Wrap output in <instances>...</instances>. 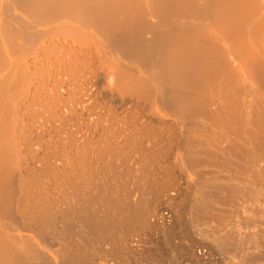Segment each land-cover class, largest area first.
<instances>
[{
    "label": "bare ground",
    "instance_id": "6f19581e",
    "mask_svg": "<svg viewBox=\"0 0 264 264\" xmlns=\"http://www.w3.org/2000/svg\"><path fill=\"white\" fill-rule=\"evenodd\" d=\"M203 167L242 175L196 174L182 206L217 216L203 231L226 257L264 264L261 211L217 208L247 194L264 215V0H0V264L120 260Z\"/></svg>",
    "mask_w": 264,
    "mask_h": 264
},
{
    "label": "rangeland",
    "instance_id": "374dc122",
    "mask_svg": "<svg viewBox=\"0 0 264 264\" xmlns=\"http://www.w3.org/2000/svg\"><path fill=\"white\" fill-rule=\"evenodd\" d=\"M205 168H207V167H205ZM209 168H211V167H208V169H204V167H203V169L201 170H198V172L196 171V173H194V172H191V171H188V172H186L185 173V175L187 176V177H184V179H182L181 181H180V183H182V181H185V182H183V185L181 184L180 186H181V188H182V186H183V188H182V190H180L179 191V189H181L180 187L178 188V191H177V193L175 194L176 195V200H178L179 201V199L180 200H182L183 199V201H180V202H176V200H175V202L177 203L176 205H178L179 203H181V202H183L182 204H179L178 205V207L180 208V206L184 209V211L182 210V212H179V210H174V209H179V208H177V206L176 205H174L175 203H174V200H172V201H169L167 204L170 206V208H173V209H171V211H172V216L170 217V218H166V220H165V222H161V221H158L157 222V224L156 225H151L152 226V228H151V226H150V224H149V226H148V224H147V226H148V229H147V227L146 228H143V232L140 230V231H137L136 233H134V234H132V236H131V239L133 238V236L136 234L137 236H139V238L137 237V236H134V241H137L136 243H138V244H136L133 240H131L132 242H131V244H136L135 246H133V248H131L132 246H128V245H126V246H124L123 247V249H122V256L123 257H121V259L120 260H122V261H124L125 262V264L127 263V264H132L133 262H136V263H133V264H148V262L150 263V264H163V263H159L160 261L159 260H157V258H153L155 255H159V257L161 256L162 258H161V260H163V262H166V264H170V263H175V264H240L239 263V261L236 259H234V261L232 260V259H229V257H226L225 256V253L223 252V251H221V250H219V249H217V247L213 244V242L211 241V239H209L208 237H206V235L204 234V233H206L207 234V231H203V230H205L206 229V227L207 226H212V227H214V224H216L217 226L219 225L218 224V220H217V216H215V215H213L212 214V212L210 213V212H207L208 213V216H207V218L208 219H206V216L204 215H202L201 216V218H199L198 220L199 221H196L193 217H192V215L190 214V212H187L188 210H189V206H190V204H191V200L193 199V197H191V196H193V195H191L190 193L191 192H193L194 190L193 189H191L192 187H191V185H189L190 183H194L195 182V180L196 179H198L199 177H197V175H199L200 176V174L202 175V176H207V174H210V175H212V177L214 176V174H216V175H218V176H223V177H225V176H228V174H229V176L231 175V176H235V177H240L241 175H239L238 173H237V175H236V173H228L227 175H225L226 173H223L222 175L221 174H218L217 173V170L214 168V167H212V169H210V171H208L209 170ZM213 168L215 169V170H213ZM203 170H207V171H203ZM212 170H213V172H212ZM201 171H203L202 173H204V174H202L201 173ZM214 171H216L215 173H214ZM200 172V173H199ZM210 172H212V174L210 173ZM193 173V174H192ZM214 173V174H213ZM221 173V172H220ZM190 176H189V175ZM197 174V175H196ZM184 175V176H185ZM209 175V176H210ZM215 175V176H216ZM190 177V178H189ZM186 178H187V180L188 179H190V181L188 180H186ZM191 180H193V182H191ZM197 181V180H196ZM188 182V183H187ZM187 184V185H186ZM117 186V184L115 183V185L113 186V188L112 189H110L109 190V188L107 189H105L104 191H102V193H101V199L99 200V201H97L98 202V205H97V203H96V206H99L100 204H101V206L102 207H100V209H102L103 211H107V210H111V208H110V206H111V204H110V202H109V199H108V197H112V196H114V194H115V196H118V194L119 195H124V193L125 192H122L120 189L118 190V188L116 187ZM186 186V187H185ZM187 186H190V187H187ZM187 188V189H186ZM117 189V190H116ZM107 190V191H106ZM106 191V192H105ZM117 191H119V193H116ZM182 191H183V193H182ZM103 192H104V194H103ZM107 192L111 195H109V196H106L107 195ZM112 192V193H111ZM174 192H176V191H174ZM122 193V194H121ZM171 193H172V191H171ZM179 194V195H178ZM188 194V195H187ZM192 194H194V192L192 193ZM106 196V197H105ZM182 196H184V198H182ZM187 196V197H186ZM102 197L104 198L103 199V202H101L102 201ZM119 197H121V196H118L117 198H119ZM237 199H238V197H239V199L240 200H242V202L240 201V200H231L229 203H228V205H226V206H220V208L219 207H217L218 209H220L221 211H228L229 213H231V216H232V219L234 220V222L236 221H238L237 223L239 224H241V223H244V217H246L247 218V216H248V218H250V212L251 211H253L254 209V207H255V209L256 210H254L255 212H260L261 211V214L263 215V209H262V203H260L261 201H259V200H257V201H255L254 199H251V197H248L247 196V194L245 195H236L235 196ZM234 197V198H235ZM112 198H114V197H112ZM192 198V199H191ZM235 198V199H236ZM253 198V197H252ZM184 199L186 200H188V201H185V202H187L188 204H189V200H190V204L188 205V204H186L185 205V202H184ZM253 200L255 201L254 203H253ZM104 201L106 202H108V203H104ZM119 201H122V198L121 199H119ZM237 201H239V202H237ZM243 201L245 202V203H243ZM99 202H100V204H99ZM123 202V201H122ZM121 202V203H122ZM231 202H233L232 204H231ZM172 203H174V204H172ZM237 203V204H236ZM241 203V204H240ZM258 203H260V205L258 204ZM185 205L186 207H187V211L185 210V206H182V205ZM236 204V205H235ZM239 204V205H238ZM244 204H246V206H243ZM257 204V205H256ZM107 207H106V206ZM233 205V206H232ZM238 205V206H237ZM240 205H242L243 206V208L244 209H242V211L240 212V209L241 208H239V211L238 210H236L235 208L236 207H241ZM254 205H256V206H254ZM258 205L260 206L259 208H258ZM172 206V207H171ZM176 206V207H175ZM247 206H249L250 208V210L249 211H244L243 212V210H247ZM164 207V206H163ZM181 208V209H182ZM225 208H226V210H225ZM99 209V213H102V212H100V211H102V210H100ZM181 209H180V211H181ZM238 209V208H237ZM262 209V210H261ZM178 211V212H175L174 213V211ZM236 210V211H235ZM165 211L167 212V210H164V212L163 213H165ZM215 211H217V210H214L213 211V213L215 214ZM232 211V212H231ZM253 211V212H254ZM186 212H187V214L189 215H187L186 214ZM240 212V213H239ZM257 212V213H258ZM217 213H218V211H217ZM236 213H238V214H236ZM246 215V214H248V215H244V214ZM177 214H178V216L179 217H181V221H182V223L181 222H179V220H180V218L179 217H177ZM181 214V215H180ZM210 214H212L214 217H216V218H213V216H212V218L215 220H211L212 218H210L211 216H210ZM256 214V213H255ZM255 214H252V215H254L253 216V221L254 220H257L258 221V223H260V222H263L264 221V215L262 216L261 214H256L257 216H259L260 217V215H261V217H262V219L260 220ZM207 215V214H206ZM242 215V216H241ZM184 216V217H183ZM231 216H229V217H231ZM237 216V217H236ZM193 219H192V218ZM205 217V218H204ZM241 217V218H240ZM192 219L194 222H197V224L200 222V220L202 221V222H200L201 224H203L204 222H209V223H204L202 226H201V231H196L195 229H194V227L192 226V224H194V222L192 221V220H190V219ZM202 218H204V221H203V219ZM210 218V219H209ZM239 218H240V220H239ZM242 218H243V220H242ZM247 218V219H248ZM206 219V220H205ZM229 219H231V218H229ZM1 220V219H0ZM170 220V221H169ZM233 220H227L226 221V223L227 222H232V223H234L233 222ZM246 220V219H245ZM260 220V221H259ZM263 220V221H262ZM242 221V222H241ZM4 223L3 224H5V226L3 227V229H2V232L4 231L5 232V234H4V232H3V235H5L4 237L5 238H7V228H6V226H7V220H5V221H3ZM169 222V223H168ZM191 222V223H190ZM193 222V223H192ZM235 222V223H236ZM159 223V224H158ZM180 223H181V225H180ZM225 223V224H226ZM258 223L257 222H255V226H257L258 225ZM163 224V226H161V225ZM210 224H212V225H210ZM228 224H230V225H232L231 223H228ZM227 224V225H228ZM257 224V225H256ZM261 224V223H260ZM160 225V226H159ZM199 225V224H198ZM207 225V226H206ZM215 225V227L214 228H210L209 227V229H215V228H217V226ZM229 225V226H230ZM241 225H243V224H241ZM203 226H205V227H203ZM154 227V228H153ZM245 227V229L246 230H248V228H249V230L250 229H252L253 227H252V225H251V227H246V226H244ZM151 228V229H150ZM167 230H166V229ZM205 228V229H204ZM208 228V227H207ZM150 229V230H149ZM145 230H147V231H145ZM154 230L156 231V232H154ZM208 230V229H207ZM242 230H244V229H242ZM153 231V232H152ZM168 231V232H167ZM228 231V230H227ZM245 231V230H244ZM139 232V233H138ZM142 232V235H138V234H140ZM171 232H173V233H171ZM221 232H223V234L225 233V230H223V231H221ZM220 232V233H221ZM229 232V235L231 234V232L230 231H228ZM243 231H241V236H245V235H247L249 232L248 231H245V232H243ZM91 233H92V231H91ZM143 233H145L144 234V236H143ZM152 235H151V234ZM155 233V234H154ZM158 233V234H157ZM167 233H169V234H167ZM179 233H180V235H179ZM233 233V236H235V235H238L236 232H232ZM222 234V233H221ZM222 234V235H223ZM176 235V236H175ZM224 235H228L227 233H225ZM232 235V234H231ZM90 236L92 237V236H94V238H95V240H97L96 239V236H97V234L96 233H92V234H90ZM161 236V237H160ZM186 236V237H185ZM146 237V238H145ZM160 237V238H159ZM188 237V238H187ZM204 237H206V238H204ZM98 238V237H97ZM143 238V239H142ZM157 238V239H156ZM177 238V239H176ZM137 239V240H136ZM191 240V242H190V240ZM150 242H149V241ZM180 240H183V241H180ZM152 241V242H151ZM157 241V242H156ZM177 241H179L178 243H177ZM75 242V241H74ZM140 242H141V245H140ZM76 243V242H75ZM78 243V242H77ZM155 243H156V245H158V246H156L155 245ZM199 243V244H198ZM202 243V244H201ZM130 244V245H131ZM144 244H146V248H144L145 246H144ZM177 245V246H176ZM183 245V246H182ZM196 245V246H195ZM136 246H138V247H136ZM141 246V247H140ZM143 246V247H142ZM153 248H152V247ZM186 246V247H185ZM199 246V247H198ZM200 246H201V248H200ZM134 247L136 248V249H134ZM148 247V248H147ZM155 247H157V248H155ZM179 247V248H178ZM211 249H209V248ZM84 248V247H83ZM83 248L81 249V250H83ZM141 250H140V249ZM142 248H144L143 250H142ZM191 248V249H190ZM41 249L44 251L45 250V248L43 247V246H41ZM88 249V248H87ZM134 249V250H133ZM139 249V250H138ZM154 249V250H153ZM181 249V250H180ZM137 250V251H136ZM196 250L198 251V252H200V254L202 255V252H203V257H196V255H197V253L198 252H196ZM133 251H135L134 253H133ZM139 251V252H138ZM143 251V252H142ZM145 251V252H144ZM166 251V252H165ZM193 251H195V252H193ZM150 252V253H149ZM154 252V253H153ZM224 254V256L221 254ZM148 253L151 255V256H149L148 255ZM152 253V254H151ZM157 253V254H156ZM167 253V254H166ZM193 253V254H192ZM161 254V255H160ZM192 254V255H191ZM195 254V255H194ZM124 255H126L125 257H124ZM137 255H138V257H137ZM147 257H145V256ZM154 255V256H153ZM164 255V256H163ZM165 255H166V257H165ZM185 255V256H184ZM194 255V256H193ZM198 255H199V253H198ZM133 256V257H132ZM169 256V257H168ZM184 256V257H183ZM130 257V258H129ZM143 258V259H141V258ZM150 257V258H149ZM156 257V256H155ZM186 257V258H185ZM124 258V259H123ZM125 258H127L128 260L130 259V260H133V261H128L127 259V261L129 262H126L125 261ZM137 258V259H136ZM144 258H146V260L144 259ZM163 258H165V259H163ZM170 258V259H169ZM110 259V258H109ZM108 259V261H106V263L105 264H115V263H113V262H117L118 263V261H119V263L118 264H121V262H120V260H116V261H114L113 259H110L109 260ZM151 259H153V260H151ZM158 261H156V260ZM168 259H169V262H168ZM149 260V261H148ZM151 260V261H150ZM165 260V261H164ZM110 261V262H109ZM143 261V262H142ZM154 261H156V262H154ZM109 262V263H108ZM168 262V263H167ZM122 264H124L123 262H122Z\"/></svg>",
    "mask_w": 264,
    "mask_h": 264
}]
</instances>
